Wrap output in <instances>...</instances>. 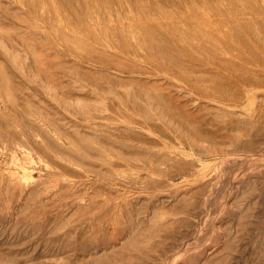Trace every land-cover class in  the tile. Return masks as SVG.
I'll return each instance as SVG.
<instances>
[{
    "label": "rangeland",
    "instance_id": "1",
    "mask_svg": "<svg viewBox=\"0 0 264 264\" xmlns=\"http://www.w3.org/2000/svg\"><path fill=\"white\" fill-rule=\"evenodd\" d=\"M0 264H264V0H0Z\"/></svg>",
    "mask_w": 264,
    "mask_h": 264
},
{
    "label": "bare ground",
    "instance_id": "2",
    "mask_svg": "<svg viewBox=\"0 0 264 264\" xmlns=\"http://www.w3.org/2000/svg\"><path fill=\"white\" fill-rule=\"evenodd\" d=\"M18 178V177H17ZM38 190V189H37Z\"/></svg>",
    "mask_w": 264,
    "mask_h": 264
}]
</instances>
